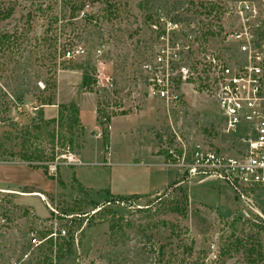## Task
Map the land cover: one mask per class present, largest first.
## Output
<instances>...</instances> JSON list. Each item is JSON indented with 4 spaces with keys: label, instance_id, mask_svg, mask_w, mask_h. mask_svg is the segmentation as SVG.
<instances>
[{
    "label": "rangeland",
    "instance_id": "rangeland-1",
    "mask_svg": "<svg viewBox=\"0 0 264 264\" xmlns=\"http://www.w3.org/2000/svg\"><path fill=\"white\" fill-rule=\"evenodd\" d=\"M206 1L0 0V13L13 10L8 19L0 17V164H18L43 175L36 167L45 165L48 177H59L72 131L68 122L52 123L44 112L71 101L69 88L77 91L78 102L81 93H92L98 101L104 95L93 83L99 63L104 74L113 75L116 95L123 99L127 87L137 89L139 65L157 47L150 20H209L202 15L208 11ZM245 1L264 15V0ZM195 2L201 7L195 8ZM84 4L82 15L75 9ZM214 20L223 19L217 12ZM189 96L181 106L169 108L142 99L135 111L126 109L112 118L134 116L137 135H127L147 139L153 155L157 145L164 156L163 137L173 143L174 131L188 146L195 141L228 146L217 130V108ZM114 134L113 160L127 155L119 141L124 134ZM81 136L73 152L81 147ZM144 146L136 148L146 163ZM86 148L91 149L90 141ZM25 156L41 161H24ZM70 173L62 170L61 179L69 183ZM72 183L57 184L63 190L56 187L58 194L47 201L0 191V264H264V189L255 191L247 205L235 198L232 186L206 176L190 178L185 171L143 197L96 196ZM52 226L66 230V237L73 233L71 251L65 246L55 254L56 249L33 247L31 235ZM66 237L59 243L66 244Z\"/></svg>",
    "mask_w": 264,
    "mask_h": 264
},
{
    "label": "built area",
    "instance_id": "built-area-1",
    "mask_svg": "<svg viewBox=\"0 0 264 264\" xmlns=\"http://www.w3.org/2000/svg\"><path fill=\"white\" fill-rule=\"evenodd\" d=\"M205 3L208 11L202 15L209 20H150L157 47L139 65L137 89L127 87L123 99L116 95L113 75L104 74L99 63L94 88L104 95H98V118L108 130L113 113L135 111L142 99L169 108L187 102L189 94L215 106L217 130L230 144L195 141L188 146L174 131L173 143L163 137L165 162L190 178L206 176L232 186L235 198L248 205L253 193L264 188V15L250 1ZM217 12L223 20H214ZM101 129L97 138H102ZM63 151L65 165L81 163L68 146ZM56 166L51 164L54 170ZM52 230L48 238L54 241L67 235L64 229ZM31 244L41 242L32 234Z\"/></svg>",
    "mask_w": 264,
    "mask_h": 264
},
{
    "label": "crops",
    "instance_id": "crops-1",
    "mask_svg": "<svg viewBox=\"0 0 264 264\" xmlns=\"http://www.w3.org/2000/svg\"><path fill=\"white\" fill-rule=\"evenodd\" d=\"M69 91L73 94V101H64L63 104L75 106L78 110L83 135L81 136V147L75 149L81 163L74 166L59 167L60 179L62 170H70L71 172L69 183L61 179L64 185L73 184L72 177L74 176L75 186L80 191L91 195L108 196L107 194H110L114 198L143 197L163 189L173 182L178 175L180 177L183 175V170L166 164L164 156L159 154L161 151L158 152L157 145L154 149L155 155H153L149 142L146 141L147 139L131 138L127 135H131V133L137 135V129L134 128L137 127L136 124L131 125L132 121L136 119L134 116L113 117L104 136L105 139L97 138L96 135L99 134L100 127L97 122L98 102L96 96L92 93H81L82 97L80 99L82 100L78 102L77 91H73L71 88H69ZM56 104L59 105L60 101ZM54 106L53 108H57V106ZM53 108L49 107V109ZM44 113L46 119H54L58 115L57 110H47ZM114 131L124 134L121 139L119 138V141L124 146L127 154L123 158L115 160L111 159V139L117 134H114ZM78 139L77 137L74 138L75 143ZM89 141L91 144L90 150L86 148ZM136 145H145L144 151L149 157L146 163L143 161L144 156L140 152L141 149L137 150ZM144 176L145 178L142 179ZM195 179H198V177H195ZM50 183L52 181H49L41 172L33 174L26 167L18 164H0L1 192L19 195L20 197H37L39 195L47 201L63 190L58 187L56 182H53L54 185ZM56 187L58 189L57 193H55ZM20 189L22 190L19 191Z\"/></svg>",
    "mask_w": 264,
    "mask_h": 264
},
{
    "label": "trees",
    "instance_id": "trees-1",
    "mask_svg": "<svg viewBox=\"0 0 264 264\" xmlns=\"http://www.w3.org/2000/svg\"><path fill=\"white\" fill-rule=\"evenodd\" d=\"M84 7H85V4L82 5L81 7L77 8V9H75V10L77 12L78 11L82 12L84 10ZM4 12L0 13V17H2V19H8L12 15L13 10H7L5 13ZM93 83H94V80H93ZM88 84L89 83L86 82V81H84V83H83V86L86 88V90H88ZM46 104L50 105L51 103H46ZM58 108H59V110H58L57 119L56 120L53 119V120H51V122L52 123L53 122H58V123L59 122H63L64 124H67V122L69 123V127H68L70 129L69 131H72V132H70L71 133L70 134V139L68 140V144L69 145H67V146L69 147L70 150L73 151L72 148H74L76 146L74 138L75 137L79 138L78 137L79 135L80 136L83 135V128H82V126L80 124V121H79V118H78V110L75 108V106L60 105V106H58ZM108 121H110V120L108 119ZM97 122L100 125V127L102 128V123L100 122V119L97 118ZM101 133H102V136H103L105 134V130L103 129L101 131ZM104 136H103V138H104ZM51 137H52V139H54L55 135L52 134ZM29 159L31 161H38V162L41 161L40 160L41 158L39 156H36L35 158H31V157H26L25 156V158L23 160L24 161H26V160L29 161ZM50 161H52V163H53V159L50 160ZM36 168L43 169L44 175L47 176V174H46L47 169H48L47 166L38 165ZM56 169H57V167H56ZM48 179L56 181L57 184L59 185V187H61V188H63L65 186L64 183L61 181V179L58 176H56V177L50 176V177H48ZM72 181H75V177L74 176L72 177ZM107 195L109 197L113 198L112 196H110V194H107ZM79 226H80V224H78V229H79ZM52 228H53V226L50 227L49 230L36 235L38 240L41 242V244L39 246H37L36 248L41 250V249H43V247H46V249H48L51 253L53 252V249H56L55 254H57V252L58 253L63 252L65 246L66 247L68 246V250H70V244L69 243H70L71 240H73V236H72L73 233L69 234L66 237V240H67L66 244L65 243L64 244H60L59 241H62L63 239H65V237H58L56 239V241H54L52 238H48V236H50L52 231H53ZM59 229H61V228H59ZM237 244L239 245L240 242H237ZM252 251L254 252L255 250H252ZM51 262H52V260H51ZM51 262H50V264H51Z\"/></svg>",
    "mask_w": 264,
    "mask_h": 264
}]
</instances>
